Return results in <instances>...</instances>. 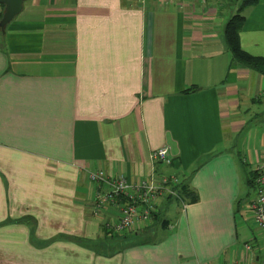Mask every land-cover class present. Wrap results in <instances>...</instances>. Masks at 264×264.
<instances>
[{
  "label": "crops",
  "instance_id": "obj_1",
  "mask_svg": "<svg viewBox=\"0 0 264 264\" xmlns=\"http://www.w3.org/2000/svg\"><path fill=\"white\" fill-rule=\"evenodd\" d=\"M243 1H24L0 29V264H264L248 184L264 75L224 41L239 12L240 47L264 57V0ZM163 146L170 164L150 158ZM96 170L176 175L194 199L109 232L119 210L97 209Z\"/></svg>",
  "mask_w": 264,
  "mask_h": 264
},
{
  "label": "built area",
  "instance_id": "obj_2",
  "mask_svg": "<svg viewBox=\"0 0 264 264\" xmlns=\"http://www.w3.org/2000/svg\"><path fill=\"white\" fill-rule=\"evenodd\" d=\"M153 162L170 164L172 155L167 146L159 147L150 154ZM252 177L254 198L249 208L253 223L264 239V162L256 163ZM89 181L94 184H105L108 190L96 194L97 209H103L110 204L119 210V215L111 222L106 223L109 232L124 233L130 229L144 228L150 223L156 212L160 198L175 199L185 204L179 196L178 188L182 181L176 175H155L137 181H129L124 176H108L103 170L89 172ZM251 244L244 245V253L248 252ZM219 264H250L244 258L234 259Z\"/></svg>",
  "mask_w": 264,
  "mask_h": 264
},
{
  "label": "trees",
  "instance_id": "obj_3",
  "mask_svg": "<svg viewBox=\"0 0 264 264\" xmlns=\"http://www.w3.org/2000/svg\"><path fill=\"white\" fill-rule=\"evenodd\" d=\"M256 0H244L242 6L252 5ZM1 17V16H0ZM244 16L239 12L232 15L224 26V41L228 50L230 51L232 58L243 66L255 70L264 75V57L254 56L246 52L240 47L239 32L242 27ZM254 171H249L248 184L253 186ZM251 175V177H250ZM179 196L183 202H188L194 199V193L189 188L188 184L182 181L178 188ZM169 199V198H168ZM156 213L153 214L155 216Z\"/></svg>",
  "mask_w": 264,
  "mask_h": 264
},
{
  "label": "water",
  "instance_id": "obj_4",
  "mask_svg": "<svg viewBox=\"0 0 264 264\" xmlns=\"http://www.w3.org/2000/svg\"><path fill=\"white\" fill-rule=\"evenodd\" d=\"M24 1L25 0H0V3L4 5V10L0 17L1 30L4 31L5 26L22 11Z\"/></svg>",
  "mask_w": 264,
  "mask_h": 264
},
{
  "label": "rangeland",
  "instance_id": "obj_5",
  "mask_svg": "<svg viewBox=\"0 0 264 264\" xmlns=\"http://www.w3.org/2000/svg\"><path fill=\"white\" fill-rule=\"evenodd\" d=\"M234 1H239V3L242 2V0H234ZM245 118H246V119H249V118H251V117L246 116ZM245 134H246V133H240V137H239V139L241 138V139H240V142H241V143H242V140L245 139V137H246ZM242 145H243V143H242ZM251 146H252V145H251ZM249 169H250V168H248L247 166L243 167V170H245L246 173H248ZM250 191H251L250 195H252L253 192H254L253 189L250 188ZM170 200H171V201H170V203H169V206H173L172 208H175V207H176V201H175V199L172 198V199H170ZM167 212H168V209L164 210V214H165V215L163 214V215H164L163 217L166 216V213H167Z\"/></svg>",
  "mask_w": 264,
  "mask_h": 264
}]
</instances>
